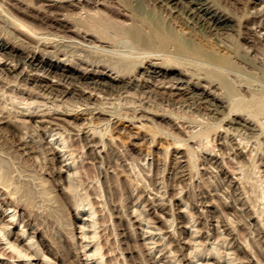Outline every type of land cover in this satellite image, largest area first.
I'll return each instance as SVG.
<instances>
[{"label":"rangeland","instance_id":"1","mask_svg":"<svg viewBox=\"0 0 264 264\" xmlns=\"http://www.w3.org/2000/svg\"><path fill=\"white\" fill-rule=\"evenodd\" d=\"M53 1L48 0V3ZM210 2L219 5L229 16L228 25L216 34V40L222 44L219 47L213 45V40L206 45L205 39L197 34L198 29L192 28L190 21L178 10L172 9L166 16L169 8L163 0H105L106 5L98 7L108 14V18L123 23L131 22L139 13L140 17L151 19L150 23L161 21L164 28L173 30L178 41L182 40L180 44L197 43L205 53L219 58V53L231 55V66L224 68L197 61L200 57L195 54L172 52V46L168 52L160 51L165 58L182 59L181 64L184 62L185 67L180 66L187 70L192 81L205 74V78L213 81L212 94L208 92L210 88L194 87L185 89L181 95H173L164 88L172 83L171 80L169 84L168 81L158 83L146 74L144 78H148V82L139 86L142 69H134L132 61L141 58L143 49L125 34L113 35L104 50L93 53L85 51L92 47L74 42L80 37L72 31H60L65 35L66 43L58 46L66 57L62 55L63 61H53L52 55L43 57L44 68L32 64L30 67L36 69L28 70L30 67L23 64L24 53L20 49L13 51L14 56L5 52L0 58V175L9 173L10 176L4 177L8 178L16 197L10 205L2 206L6 208L1 212L5 216L0 225L9 222L5 229L9 234L6 238L2 235L4 229L0 230V251L4 253H0L1 264L6 261L43 264L42 253L49 258L50 264H264V108L260 109L264 103V40L261 38L264 34V0L258 4L252 0ZM56 3L64 6H46L43 0H0V36L13 38L14 32L6 17L11 13L39 30L48 28L37 20L36 15L60 18L70 28L81 22L77 20L80 19L78 5L66 1ZM25 5L31 15L25 14ZM85 7L94 9L96 6L86 4ZM109 10H119L126 15L120 16ZM174 18L179 21L174 20L176 26L169 23ZM82 19L87 20V17ZM258 21L263 26L257 25ZM188 22L190 24H186ZM254 27L259 29V40H252ZM144 30L148 31L147 28ZM121 39L123 44L118 42ZM79 53L84 58L89 55L91 60L102 59L100 61L107 66L110 64L109 67L126 69L135 75L120 80L112 79L110 76L115 73L111 71L97 75L82 73L79 67L85 63L79 60ZM48 62L54 63L49 72L45 70ZM127 62L131 63L126 65ZM14 63L15 67H11ZM121 63L123 67L120 68ZM62 66L68 68L71 77L58 76ZM32 72L50 80L56 89L37 86L27 78ZM178 76L182 74L175 69L166 79ZM97 78L107 85L97 84L94 88L93 80ZM85 80L90 82L88 87L85 82H78ZM153 82L158 83L160 93L149 86ZM163 84L161 88L159 85ZM175 84L184 87V83H172L171 87ZM215 85L223 89L215 88ZM66 87L81 89L79 96L59 93ZM220 89L235 93L229 98L231 102L215 104L217 100L212 95ZM232 98H235L234 102H241H238L239 108L243 106L248 111L241 108L242 111H238L235 106L238 103L234 104ZM257 105L260 111L256 110ZM134 112L136 116L129 118ZM238 114L254 117L258 124L261 123L260 127L244 129L242 122L232 120L238 118ZM7 118L17 128L3 122ZM105 126L108 131L103 134V139L95 136V147L85 144L84 136H89L93 128L101 131L100 128ZM23 131L24 140L20 138ZM234 141L240 143L236 145ZM212 146L214 148L208 150ZM11 213H14L13 222L8 221ZM22 228L25 232L20 236L19 246L29 254L33 253V257L25 254L10 256L7 241L15 240ZM238 248H241L237 254L239 259L234 253ZM36 251L37 256L34 255Z\"/></svg>","mask_w":264,"mask_h":264},{"label":"bare ground","instance_id":"2","mask_svg":"<svg viewBox=\"0 0 264 264\" xmlns=\"http://www.w3.org/2000/svg\"><path fill=\"white\" fill-rule=\"evenodd\" d=\"M47 1V3L45 2ZM59 2V1H66L68 4L70 5H78L79 8H80V11H78V14L75 12V15H73L75 18H76V15L77 16H80V19L77 18V20L81 21V22H78V24L74 25V28H70V25L66 24V22L64 21H61L59 20L60 18H57V17H52V16H49V15H36L35 14L33 16H35L37 18V20H39V22L41 24H46L48 29L46 30H39L37 27L33 26L32 24H29V23H26L24 20L16 17V16H13V15H8L6 16L8 18V26L10 27V29L14 32L13 34V38H9L7 36L5 37H1L0 36V49H2L3 51L1 52L0 51V58L3 57V55H5V52H8L10 53V55H13V51H15V49H20L24 54L22 55L23 56V64H26L27 66H31L32 64H35V66L39 65V66H42L43 67V57L47 58L49 55L51 56H54V59L53 61H56V60H62L63 57L62 55L65 56V53L62 51L63 49H60L58 45H62L63 43H66V39H64L65 35L64 34H61L59 33L60 31H72L74 33V35L76 34V36L80 37L78 38V40L74 41L73 38H71V43L72 41L74 42H78L81 44V46L85 47H92L93 49L91 48H85L87 50H90L91 52L93 53H96L98 52V50H104V47L105 46H108V44L111 42V37L115 34H125L124 36H127L129 37V40H130V37L136 42V44L139 46V48L143 49V55L141 56V58H137L138 60H136L135 62L132 61V64L134 65V69H139L141 68V78H140V82H139V86L142 85H146L145 83L148 82V78H144L145 74L148 76V77H152V78H155V81H157L158 83L160 82H165V81H168V84H169V81L171 80V82L174 84V83H184V87H178L177 84H175V86L171 87L172 86V83L166 87H164V84L163 85H159L161 88L164 87V88H167L168 91H170V93H172L173 95H177V94H180V93H183L185 89H188V88H196V87H202L204 90L210 88L212 85H213V81H210L208 80V78H205V74L204 76L202 77H198L196 78L197 80L195 81H192L190 77L187 76V70L184 69V65L181 64V60L179 61H176L174 59H170V58H165L162 54V52H160L161 50L164 52H168V49L172 46V52H183V53H188V56L189 54H195L197 56H199L200 60H197V61H203V62H208V63H211L213 64V66H217V67H226V66H231V60L229 57H232L231 55L228 56V54H220V58L219 57H215V56H212V55H208L207 53H205V51L201 48H199L200 46H198V44L196 43L195 45H183V44H180L182 42H179L178 39L175 37V33L173 34V30L172 31H168L166 28L163 27L161 21H153L150 23V21H152L151 19H147L146 18L144 19V17H140V15H134L133 18H132V21L129 22V23H123L122 21H118V20H115V19H111V18H108V14L100 11V7H98V5L102 4L104 5L105 4V0H55L53 2H50L48 3V0H43V4L46 5V6H53V7H60V6H64V4H61V3H56V2ZM28 2V1H27ZM252 2L254 4H258L260 3V0H252ZM119 3V2H118ZM163 3L164 5H166V7H168V11L166 14V16H169V11H171L172 9L173 10H178L182 16H184L187 21H190L192 28L195 27L196 30L198 29V32L197 34H199L201 37H203L206 41V45L209 44L210 45V40H213L214 43L213 45H215V47H219V46H222V44L219 42V40H216V34L220 32V29H224L227 25H228V21H229V16L228 14H226L224 11H222V9H220L219 5H215L213 4L212 2H210V0H163ZM28 4V3H27ZM86 4H93V6H96L94 9H87L85 7ZM3 5V4H2ZM106 5V4H105ZM262 5V3H261ZM109 6V5H108ZM123 6V5H121ZM177 6V7H176ZM55 8V9H56ZM91 8V7H90ZM119 8V7H118ZM117 8V9H118ZM125 8V7H124ZM25 14L27 15H31L30 14V9L28 8L27 5H25ZM54 9V10H55ZM72 9V8H71ZM75 9V8H74ZM107 9H110V8H107ZM116 9V8H115ZM133 9V8H132ZM7 10V9H5ZM60 10V9H59ZM134 10V9H133ZM137 10V9H136ZM135 10V11H136ZM8 11V10H7ZM74 11V10H73ZM72 11V13H74ZM109 11H112L114 13H117V14H120V16L122 15H126L125 13L119 11V10H109ZM108 11V12H109ZM123 11V10H122ZM251 11V10H250ZM61 12V11H60ZM63 12V11H62ZM106 12V11H105ZM131 12V11H130ZM83 13V15H81ZM132 13V12H131ZM255 13V12H254ZM53 14H55L53 12ZM64 14V12H63ZM143 14V13H142ZM115 15V14H114ZM112 15V16H114ZM3 16V15H2ZM1 16V17H2ZM164 16V15H163ZM250 16V15H249ZM83 17H87V20L86 19H82ZM4 18V16H3ZM150 18V17H149ZM166 20L169 19V17H165ZM173 18V17H172ZM73 19V18H72ZM82 19V20H81ZM131 19V17H130ZM4 20V19H3ZM124 20V19H123ZM150 20V21H149ZM174 20L175 18L173 19V21L170 19L169 23L170 24H173L174 26L177 25V23L175 24L174 23ZM74 21V20H73ZM72 21V22H73ZM176 22H179L177 21V19L175 20ZM75 22V23H76ZM125 22H128V21H125ZM173 22V23H171ZM183 22V21H182ZM185 22V20H184ZM2 23V22H1ZM71 23V22H70ZM189 22L186 23V24H190ZM7 24V22H6ZM74 24V23H73ZM5 25V24H4ZM168 25V24H167ZM172 25V26H173ZM180 25V24H179ZM182 25V24H181ZM260 27L263 26V24H259V21H258V24ZM7 26V25H6ZM45 26V25H44ZM72 26V25H71ZM252 26V25H251ZM182 27V26H181ZM257 27V26H256ZM144 28H147L148 31H145ZM194 28V29H195ZM8 29V28H7ZM169 29L171 30V27H169ZM179 29L181 30V28L179 27ZM193 29V32L195 31ZM264 29V27H263ZM179 30V31H180ZM192 31V29H191ZM258 31L259 29H256L255 27L252 29V40H255L258 39L259 40V34H258ZM184 32V31H183ZM181 32V33H183ZM12 33V32H11ZM10 33V34H11ZM179 33V32H178ZM180 34V33H179ZM190 34H192L190 32ZM220 34V33H219ZM7 35V34H6ZM193 35V34H192ZM196 35V34H195ZM73 36V35H72ZM184 36V34H183ZM189 36V35H188ZM220 36V35H218ZM262 36V35H261ZM123 37V36H122ZM199 37V36H198ZM115 38V37H114ZM117 38V37H116ZM120 38V37H119ZM124 38V37H123ZM263 40H264V34L263 36L261 37ZM75 39V38H74ZM80 39V40H79ZM184 39V37H183ZM201 39V38H200ZM69 40V38H68ZM116 40V39H115ZM114 40V44L116 43V41ZM262 40V41H263ZM70 41V40H69ZM123 41H125V39H123ZM84 42H90L93 44L89 45L87 43H84ZM98 42V43H97ZM118 42H120V44H123L121 43L122 42V39L121 41L119 40ZM130 42V41H129ZM185 42V41H184ZM131 43H133V41H131ZM131 43H129L128 45H130ZM203 43V42H202ZM113 44V43H111ZM110 44V45H111ZM134 44V45H136ZM125 45V44H124ZM136 45V46H137ZM212 45V43H211ZM75 46V45H74ZM115 46V45H114ZM120 46H123V45H120ZM132 46V44H131ZM129 47V48H132V47ZM136 46H134L136 48ZM198 46V47H197ZM231 46V45H230ZM73 47V46H72ZM76 47V46H75ZM118 47V45H117ZM125 47V46H124ZM122 47V49L124 48ZM138 48V47H137ZM226 48V47H225ZM248 48V47H247ZM6 49V51H5ZM79 49V47H78ZM80 49H83V48H80ZM129 50V49H128ZM229 50V49H228ZM129 51H132V50H129ZM133 51H134V48H133ZM170 51V50H169ZM233 51V49L231 50ZM66 52V51H65ZM79 52V51H78ZM81 52H83L81 50ZM88 52V51H87ZM125 52V51H124ZM128 52V51H127ZM230 53V51H228ZM75 53V52H74ZM103 53V52H102ZM106 54V52H104ZM103 53V54H104ZM109 53V52H108ZM141 53V52H140ZM69 54V53H68ZM110 54V53H109ZM176 54V53H175ZM180 54V53H179ZM235 54V53H233ZM67 55V54H66ZM76 55V54H75ZM81 53L78 54V58L79 60L81 61H84L85 65H82V67L80 66L79 69L82 73H94L95 75L97 74H105L106 71H111L113 73H115L113 76H110L112 77V79H115V78H118L120 80H123L125 79L126 77H130V75H135V72L132 73V72H129V71H125L126 69L124 70H121L123 67V64L121 63L122 66H120L121 69H117L118 67L113 68V67H109V65L107 66L106 64H104L102 61V59H99V60H91L88 56L89 55H86L87 57L84 58ZM101 55V54H100ZM107 55V54H106ZM113 55V54H112ZM129 55V54H128ZM173 55V54H171ZM185 55V54H184ZM195 55L193 57H195ZM208 55V56H207ZM14 56V55H13ZM39 56V57H38ZM41 56V57H40ZM94 56V55H92ZM97 56V55H95ZM99 56V55H98ZM115 55H113L114 57ZM236 55H234L235 57ZM66 57V56H65ZM69 57V56H68ZM67 57V58H68ZM107 57H109V55H107ZM107 57H104L107 58ZM125 57H129V56H125ZM132 57V56H131ZM169 57V56H168ZM77 58V57H76ZM89 58V59H87ZM101 58V56L99 57ZM163 58V60H162ZM165 58V59H164ZM177 58V57H176ZM196 58V57H195ZM194 58V59H195ZM236 58V57H235ZM239 58V57H238ZM71 59H73V56L71 57ZM123 59V58H121ZM126 59V58H125ZM179 59V58H178ZM197 59V58H196ZM195 59V60H196ZM38 60V61H37ZM51 60V59H50ZM191 60V59H190ZM193 60V59H192ZM37 61V62H36ZM45 61V60H44ZM63 61V60H62ZM106 61V60H105ZM186 61V60H185ZM47 62V60H46ZM187 62V61H186ZM190 62V61H189ZM188 62V64H190ZM191 62H194V61H191ZM70 63V62H69ZM128 63V62H127ZM131 63V62H130ZM130 63L126 64V65H129ZM196 63V62H195ZM200 63V62H199ZM48 66L45 68V70H48L51 71V67L54 65L53 62H48L47 63ZM71 64V63H70ZM116 61H115V63ZM187 64V63H186ZM194 64V63H192ZM191 64V65H192ZM197 64V63H196ZM202 64V63H201ZM206 64V63H205ZM76 65V64H75ZM115 65V66H116ZM120 65V64H118ZM184 66V67H181V66ZM199 65V64H198ZM197 65V66H198ZM38 66V67H39ZM114 66V65H112ZM114 66V67H115ZM181 68H180V67ZM187 66V65H186ZM206 66H208L206 64ZM205 66V67H206ZM11 67H15V63H14V66L11 65ZM188 67V66H187ZM198 67L201 68V66L199 65ZM209 67V66H208ZM207 67V68H208ZM22 68H24V65L22 66ZM36 69L35 67H30L28 70L30 69ZM131 69V67H130ZM175 69H178V73L179 74H182V76H178V77H170V78H167L166 77L168 76V74L170 73V71L172 70H175ZM210 69H212V67H210ZM232 69V68H231ZM67 70L68 68L67 67H63L62 66V71L59 72L58 76L62 75V77H71V74H68L67 73ZM192 70V69H191ZM194 70V68H193ZM196 70V69H195ZM25 73V71H23ZM197 72V71H196ZM200 72V71H199ZM132 73V74H131ZM189 73V72H188ZM205 73V72H204ZM28 74V71L27 73ZM207 74V73H206ZM32 76L30 77H27L28 79H31V81H34L35 84L37 86H40V87H45L46 88H51V89H56V86L49 82L50 80L48 79H45L43 78L42 76H39L37 73H31ZM184 75V76H183ZM186 75V76H185ZM59 76V77H60ZM210 76V75H209ZM61 77V78H62ZM134 77V76H132ZM174 78V79H173ZM203 79V80H202ZM67 80V79H66ZM241 80V79H240ZM96 84L93 86L94 88L98 87L97 84H102V85H107V83H104V82H101V81H98V78L97 79H94L93 80ZM125 81V80H124ZM129 80H127L126 83H128ZM137 81V80H136ZM136 81H133V82H136ZM139 81V80H138ZM220 81V80H219ZM78 82H85V86L88 87V81L85 80V81H78ZM72 83V82H71ZM125 83V84H126ZM155 82H153L152 84H150L149 86L152 87L153 91L154 90H158L159 92V89H158V83L154 84ZM217 83V82H216ZM243 83V82H242ZM247 83V82H246ZM240 84V83H239ZM109 85V84H108ZM114 85V83H113ZM219 85V84H218ZM217 85V87H218ZM238 85V84H237ZM243 85V84H241ZM222 86V85H221ZM239 86V85H238ZM215 88L216 85L214 86ZM213 87V88H214ZM60 88V87H59ZM113 88V87H111ZM180 88H183L182 90ZM214 88V89H215ZM218 88H221V87H218ZM115 89V88H114ZM223 89V88H221ZM221 89L220 91H218V93H214L212 96L217 100L216 101V105L217 103H219V105H223V103H228L232 97V95L234 94H230V93H225V92H221ZM226 89V87H225ZM235 89V88H234ZM243 89V88H241ZM247 89V88H246ZM80 90L81 89H77V88H74V87H66L65 89H62V90H59L60 92L59 93H72V95H75V96H79L80 94ZM142 90V89H140ZM144 90V89H143ZM166 90V91H167ZM216 90V89H215ZM229 91H233V89H228ZM145 91V90H144ZM166 91H164L165 93H167ZM223 91V90H222ZM240 91V90H239ZM119 92V91H117ZM163 92V91H162ZM209 93L211 92H214L212 91V89L210 88L208 90ZM234 92V91H233ZM238 92V91H237ZM236 92V93H237ZM160 93V92H159ZM251 93V92H250ZM249 93V94H250ZM91 94V93H89ZM212 94V93H211ZM241 94V93H240ZM59 95V94H58ZM116 95V94H115ZM181 95V94H180ZM263 95V94H262ZM89 96V95H88ZM231 96V97H230ZM239 97H241L240 95H238ZM238 96L236 97L237 99H241L242 98H238ZM182 97V96H181ZM184 97V96H183ZM187 97V96H186ZM212 97V98H213ZM263 96H261L262 98ZM174 98V97H173ZM258 98V97H257ZM260 98V99H261ZM235 99V98H234ZM234 99L232 98V101L234 102ZM259 99V98H258ZM172 100V99H171ZM174 100V99H173ZM229 100V101H228ZM237 101V100H236ZM234 102L235 103H238L240 102L238 100V102ZM82 102V101H81ZM185 102V101H184ZM215 102V101H214ZM231 102V101H230ZM242 102V101H241ZM240 102V103H241ZM87 103V102H86ZM240 103H238L237 105L235 104V106L238 107V105H240ZM84 104V103H83ZM194 104V103H193ZM230 104H233V103H230ZM78 105V104H77ZM6 106V105H5ZM262 106V107H261ZM7 107V106H6ZM188 107V106H187ZM225 107V106H224ZM234 107V106H233ZM243 107V106H242ZM240 107L241 109H244L245 108H242ZM245 107V106H244ZM258 105L256 107V110L258 109ZM260 109H263L264 108V103H262L260 105ZM98 108V107H97ZM136 108V107H135ZM135 108H132L133 110H135ZM189 108V107H188ZM215 108V107H214ZM226 108V107H225ZM239 108V107H238ZM239 110L238 111H242V110ZM27 109V108H26ZM255 109V108H254ZM260 109H258L260 111ZM35 110V109H34ZM48 110V109H47ZM231 110V109H230ZM246 111H248L247 109H245ZM255 110V111H256ZM1 111V110H0ZM9 111V110H8ZM93 111V110H92ZM236 111V110H235ZM234 111V113H235ZM99 113H102L101 111H97ZM110 112V110H109ZM233 112V110H232ZM237 112V111H236ZM245 112V111H244ZM243 112V113H244ZM209 113V112H208ZM226 113V112H225ZM251 112H248L247 114H250ZM257 113V112H256ZM255 113V114H256ZM260 113V112H259ZM115 114V113H113ZM117 114V112H116ZM115 114V115H116ZM125 116H128V113L126 114V112L124 113ZM121 113V115H124ZM252 114V113H251ZM254 114V113H253ZM252 114V115H253ZM111 115V114H110ZM120 115V116H121ZM131 114H129L130 116ZM223 115V114H222ZM119 116V117H120ZM135 115V112L129 117V118H133ZM224 116V115H223ZM255 116V115H254ZM257 116V115H256ZM255 116V117H256ZM7 117V115L5 116ZM13 117V116H12ZM177 117V116H176ZM228 117V116H227ZM238 118H235L233 117L232 120L236 121V122H242L241 124L244 126V129L245 127L250 129V130H254V129H257L258 125H261V123L258 124V121L254 119V117H250V116H246V115H237ZM44 118V117H43ZM136 118V117H135ZM237 119H239L237 121ZM20 120V119H19ZM49 120V119H48ZM54 120V119H53ZM51 121V120H50ZM107 121V119H106ZM229 121V120H228ZM231 121V120H230ZM2 122V121H0ZM3 122H8L7 124H10L12 126H14L15 128H17V125H15V123H13V121H11L10 118H7L6 120H4ZM16 122V121H15ZM99 122V121H98ZM263 122V121H261ZM104 123V122H103ZM102 123V124H103ZM264 124V123H263ZM52 125V124H51ZM6 126V125H4ZM19 126V125H18ZM97 126V125H96ZM102 126V125H101ZM94 127V125L92 126ZM99 127V126H98ZM107 127L105 126V128L102 129V127L100 128L101 131H99V129L97 128H93L89 134V136H84V138L86 139V143L85 144H89L90 143V146H94L97 144L96 140L95 139V136L97 137V135L102 138L103 134H105L106 132V129ZM14 129V128H13ZM65 129V128H64ZM79 129V128H78ZM91 129V128H90ZM98 131H96V130ZM228 129V128H227ZM235 129H237L235 127ZM261 129V128H260ZM231 130V129H230ZM17 131V129H16ZM25 131V130H24ZM22 132V135L20 136V138L23 140L25 139L23 136L25 132ZM108 131V130H107ZM226 131V129H225ZM263 131V129H262ZM77 132V131H76ZM235 132V131H234ZM85 133V132H84ZM97 133V134H96ZM109 133H110V130H109ZM155 133V132H153ZM240 133V132H239ZM248 133V132H247ZM246 133V134H247ZM261 133V132H260ZM61 134V133H60ZM211 135V134H210ZM238 135V134H236ZM245 135V134H244ZM107 136V135H106ZM203 136V135H202ZM110 137V136H109ZM237 137V136H236ZM19 138V139H20ZM176 138V137H175ZM174 138V139H175ZM208 138V137H207ZM103 139V138H102ZM101 139V140H102ZM177 139V138H176ZM175 139V140H176ZM241 139V138H240ZM174 140V141H175ZM178 140V139H177ZM180 140V138H179ZM183 140V139H181ZM227 140V139H226ZM100 141V140H99ZM211 142H213L212 140H210ZM245 141H247L245 139ZM178 143H180L179 141H177ZM199 141H197L198 143ZM26 143V142H25ZM103 143V142H101ZM100 143V144H101ZM182 143V142H181ZM208 143V142H207ZM234 143L236 145H238L240 143V141H237ZM247 143V142H246ZM99 144V143H98ZM184 144V143H183ZM203 144V143H202ZM210 144V143H209ZM212 144V143H211ZM180 145V144H179ZM213 145V144H212ZM30 146V145H29ZM105 146V145H104ZM210 146V145H209ZM228 146V145H227ZM243 147H245L246 145L245 144H242ZM6 147V146H5ZM214 148V146H212L211 148H208V150L210 149V151ZM25 149V148H24ZM34 149V148H33ZM51 149V148H50ZM72 149V148H71ZM95 149V148H93ZM92 149V152L94 151ZM234 149V148H233ZM241 150V149H240ZM254 150V149H253ZM2 151V150H0ZM24 151V150H23ZM73 151V150H72ZM18 153V152H17ZM16 153V154H17ZM73 153V152H72ZM88 153V152H87ZM216 153V152H215ZM239 153V152H238ZM29 154V153H28ZM20 155V154H19ZM104 156V155H103ZM22 157V156H21ZM27 157V156H26ZM31 157V156H30ZM18 158V157H17ZM233 159V157H231ZM15 159V158H14ZM224 159V158H223ZM209 160V159H208ZM74 161V160H72ZM230 161V160H229ZM21 162V161H20ZM192 162V161H191ZM224 162V161H222ZM9 163V162H7ZM230 163V162H229ZM3 164V163H1ZM133 165V164H132ZM131 165V166H132ZM135 165V164H134ZM5 166V164H4ZM253 166V165H252ZM61 167V166H60ZM136 167V166H135ZM240 167V166H239ZM82 168V167H81ZM99 168V167H98ZM231 168V167H229ZM236 169V168H234ZM238 169V168H237ZM236 169V170H237ZM15 170V169H13ZM84 170V168H83ZM133 170V168H132ZM80 171V170H79ZM86 171V170H85ZM5 172V171H4ZM8 171H6L7 173ZM1 173V172H0ZM11 173V172H10ZM4 176H10L9 173L7 175L4 174ZM3 175H0V188H1V194H4V195H1L0 196V199H1V202H0V221L4 218L5 215L2 216L1 212H4V207H2L3 205H10L11 202L13 201L12 199L16 198L14 197V191L11 189L13 187L10 186V183L7 182V179L6 177H4ZM238 176H240V174H238ZM248 176V175H247ZM88 179V178H87ZM138 179V178H137ZM140 179V178H139ZM145 181V180H144ZM153 181V180H152ZM84 182V181H83ZM12 183V182H11ZM91 183V182H90ZM145 183V182H144ZM13 184V183H12ZM39 184V183H38ZM81 184V183H79ZM239 184V183H238ZM245 184V182H244ZM15 185V184H13ZM94 185V184H93ZM82 186V185H81ZM88 186V185H87ZM11 187V188H10ZM5 188V189H4ZM87 188V187H86ZM99 188V187H98ZM145 188V187H144ZM4 190V191H3ZM100 190V189H99ZM98 190V191H99ZM251 190V189H250ZM86 191V190H85ZM88 191V190H87ZM247 191V190H245ZM100 192V191H99ZM19 193V192H18ZM87 193V192H86ZM141 193V192H140ZM101 194V193H100ZM88 195V194H87ZM89 196V195H88ZM14 197V198H13ZM159 198V197H158ZM16 202V201H15ZM21 202V201H20ZM252 203V202H251ZM253 205V204H252ZM91 206V205H90ZM249 206V205H248ZM9 208V206H8ZM90 208V207H89ZM8 210V209H7ZM9 213V212H8ZM7 213V214H8ZM139 213V212H138ZM6 214V215H7ZM258 214V212H257ZM14 215V213H11L10 214V218L8 219V221L10 222H13L12 220V216ZM260 216V214H259ZM23 218V217H22ZM21 218V219H22ZM258 218V217H257ZM191 220V219H190ZM23 221V220H22ZM262 221V220H261ZM26 222V221H25ZM234 222V221H233ZM1 223V222H0ZM9 223V222H7ZM7 223L5 222H2V224L0 225V230L4 229L2 235L5 236L6 235V238L8 237L7 235L9 234V230H6L5 232V229L8 228L7 227ZM22 224V223H21ZM27 224V222H26ZM20 226V225H19ZM83 228V227H82ZM85 230V229H84ZM25 232V228L21 229V231H18V237L16 236L15 237V240H8L7 241V244L9 243V247H10V251L12 253V255L10 256H20V255H29V256H32L33 257V253L32 254H29V252H26V250L24 249L23 250V246H19V242L21 240V237L22 234H24ZM258 234H259V231H257ZM261 232V230H260ZM82 233V232H81ZM83 234V233H82ZM84 236H86V234L84 233ZM88 236V235H87ZM246 237V236H245ZM261 237H263V233L262 235H260V237L258 238L259 240H261ZM1 238V237H0ZM85 238V237H84ZM89 238V237H88ZM256 241V240H255ZM264 241V240H263ZM30 242V241H28ZM99 243V242H98ZM6 244V243H5ZM25 244V243H24ZM33 243H31L32 245ZM95 244H97L95 242ZM30 246V244H28ZM34 245V244H33ZM83 246V245H82ZM98 246V245H97ZM212 246V245H211ZM210 246V247H211ZM26 247V245H25ZM96 247V246H95ZM29 248V247H28ZM216 248V247H214ZM213 248V249H214ZM5 249V248H4ZM210 249V248H209ZM219 248H217L218 250ZM233 249V248H232ZM97 250V249H95ZM216 250V251H217ZM244 250V249H242ZM24 251V253L22 252ZM39 251V250H38ZM241 251V248H238V249H234V253L236 254V257H238L239 259V256H237V254H239V252ZM254 251V250H253ZM96 252V251H95ZM1 255L3 253V251H0ZM35 253V252H34ZM215 253V252H214ZM219 253V252H218ZM254 253V252H252ZM4 254V253H3ZM39 254V253H38ZM37 254V251H36V254L34 255H38ZM95 254V253H93ZM4 256V255H3ZM42 262H45L47 264H50L48 261L49 258H47L45 256L44 253H42ZM213 257V255H212ZM86 258V257H85ZM215 259V257H214ZM234 259V257H233ZM257 259V257H256ZM216 260L218 261V258H216ZM53 261V260H52ZM43 263V264H45ZM52 263H55V262H51ZM260 263V262H259ZM0 264H1V261H0ZM4 264H12V263H9V262H5Z\"/></svg>","mask_w":264,"mask_h":264}]
</instances>
